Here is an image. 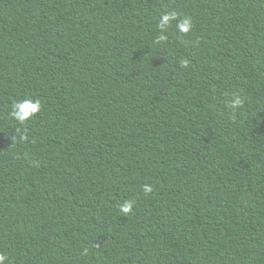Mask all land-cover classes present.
I'll return each mask as SVG.
<instances>
[{"label":"trees","instance_id":"16d2710c","mask_svg":"<svg viewBox=\"0 0 264 264\" xmlns=\"http://www.w3.org/2000/svg\"><path fill=\"white\" fill-rule=\"evenodd\" d=\"M0 253L264 264V0H0Z\"/></svg>","mask_w":264,"mask_h":264},{"label":"clouds","instance_id":"9594fccd","mask_svg":"<svg viewBox=\"0 0 264 264\" xmlns=\"http://www.w3.org/2000/svg\"><path fill=\"white\" fill-rule=\"evenodd\" d=\"M175 18V14H164L161 20V23L159 25V28L161 30H164L166 25ZM178 28L181 31H188L190 28V21L185 19L180 24H178ZM160 39H164L163 36L160 37ZM241 104V100L239 98H236L232 104L233 107L238 106ZM40 101L39 100H22V101H16L13 103L11 108V116L20 122L21 124L25 123L27 120H29L33 115H35L37 112L40 111ZM143 191L145 194H148L152 191V188L150 185H143ZM132 208L131 202H125L121 205V210L125 213L129 212ZM7 257L0 253V264H5Z\"/></svg>","mask_w":264,"mask_h":264}]
</instances>
